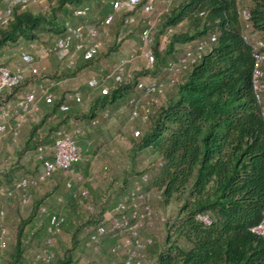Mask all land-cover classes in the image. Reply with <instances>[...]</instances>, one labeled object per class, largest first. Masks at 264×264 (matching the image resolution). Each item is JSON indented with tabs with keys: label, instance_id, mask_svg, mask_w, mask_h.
<instances>
[{
	"label": "trees",
	"instance_id": "obj_1",
	"mask_svg": "<svg viewBox=\"0 0 264 264\" xmlns=\"http://www.w3.org/2000/svg\"><path fill=\"white\" fill-rule=\"evenodd\" d=\"M82 1L56 0L49 15L15 8L12 19L0 28V48L18 40H34L39 30L56 29L55 12ZM172 1L162 12L164 17L154 33L153 65L135 70L127 83L117 82L109 95L98 98L87 110L56 114L53 127L67 124L71 117L90 120L98 116L104 105L131 90L138 78L147 73L163 77L167 63L177 51L191 40L215 31L217 39L167 92L164 103L131 147L132 154L149 147L163 161L160 167L156 162L158 172L147 183L165 202L175 199L179 204L178 220L166 222L162 250L152 264H264V237L250 229L261 220L264 211V118L252 87L254 56L252 47L242 37L241 4L237 0H186L170 7ZM108 4L112 9L109 0ZM242 4L249 9L254 30L264 35V0H242ZM121 16L123 20L125 13ZM186 18L184 30L172 29ZM162 35L166 36L164 46ZM177 43L183 46H176ZM118 47L119 43L108 45L98 56L71 70L29 75L12 90H18L32 76L58 79L72 75L102 53ZM6 98L0 96V105ZM54 104L58 107V101ZM40 122H34L23 146L16 151L38 147ZM8 174L11 176V169ZM41 203L36 200L28 215L19 218L8 264H25L31 238L27 226L41 211ZM197 212L210 213L213 222L207 225L198 221ZM76 244L77 238L72 235L57 264H74ZM31 260L30 257L29 264Z\"/></svg>",
	"mask_w": 264,
	"mask_h": 264
},
{
	"label": "built area",
	"instance_id": "obj_2",
	"mask_svg": "<svg viewBox=\"0 0 264 264\" xmlns=\"http://www.w3.org/2000/svg\"><path fill=\"white\" fill-rule=\"evenodd\" d=\"M237 1L241 4L239 15L242 24V37L253 50L252 87L260 107V113L264 118V35L254 30L249 18V9L242 4V0ZM36 2H42L45 7H50L55 4L56 0H13L0 9V28L12 19L15 8L24 10L31 3ZM159 2V0H109L112 9L92 23L87 20L90 11L89 5L86 3L78 5L72 9V13L78 18V21L73 23L71 20L65 19L62 22L61 32L46 47L45 52L48 55L57 54L59 58L64 57L65 66L73 68L79 59L87 61L102 52L108 39L110 26L114 23L118 13H125L124 22L133 23L136 20V11H140L143 15H149L158 9ZM167 9L168 6L164 7L162 12L167 11ZM154 33L155 31L150 26H146L141 32V44L137 48L131 49L128 58L117 56L114 70L117 75L112 83L101 85L98 79L93 77L87 81V86L91 89L98 87L102 96L109 95L111 90L116 87L117 82L127 83L134 77V71L140 69L135 65L138 55H140L146 68L151 67L154 61ZM216 39L217 33L215 31L209 32L207 36L193 39L187 43L177 57L167 63L163 77L147 73L138 78L126 100L129 107L127 122L133 137L138 138L142 134L143 126L152 118L156 109L164 103L167 92L183 78L186 71L198 61L199 56ZM70 46L72 49L67 55L65 52ZM19 53L21 63L14 69L0 65V95L10 92L27 76L42 72V66L34 65L36 58L32 52L21 49ZM44 92V102L53 105L57 101V96L47 88ZM63 98V101L58 102L54 116L57 113L70 112L69 101H82V96L78 91L65 93ZM39 108L37 90L34 87L14 98L5 99L0 105V134L5 132L9 125L11 126L13 150H19L23 145L21 130L24 120L28 118L30 121H38L41 119L42 114H38ZM109 117V110L104 108L99 111L98 116L88 120V123L97 126ZM138 122H141V125H138ZM81 132L82 126L79 121H75L72 129L58 127L54 131L52 140V155H48L45 147L40 145L37 148V158L41 162V168L31 176L19 178L12 186L3 187L0 190V199L15 195L16 190H22L21 196L25 200L23 190L47 180L57 170H61L65 176V188L71 192V196L79 204L85 206L89 213L96 215L94 223L86 228V245L99 246L106 236H110L115 239L110 250L115 253H123L121 264H144L145 253L141 247V231L146 228V218L151 214L152 209L148 201L149 195L145 193L143 188L149 180V173L142 172L126 196L118 199L110 211L103 212L95 203L88 201L89 191L87 187L83 186L84 176L75 169L77 164L88 159L84 156L83 148L78 143ZM162 165L163 161L158 159L157 166ZM56 199L60 203L64 201L62 195L57 196ZM1 200L0 214L3 215L4 208L1 205ZM45 210L46 206H42L41 211L44 212ZM195 217L207 225L213 222V218L208 212H197ZM65 220V216L62 214L51 215L50 222L46 227L47 233L43 245L31 256L33 263L48 264L56 259L57 237ZM250 229L264 237V211L261 220ZM7 236V227L0 224V247H6ZM148 242H151V239H148Z\"/></svg>",
	"mask_w": 264,
	"mask_h": 264
},
{
	"label": "rangeland",
	"instance_id": "obj_3",
	"mask_svg": "<svg viewBox=\"0 0 264 264\" xmlns=\"http://www.w3.org/2000/svg\"><path fill=\"white\" fill-rule=\"evenodd\" d=\"M159 1L158 9L155 12L149 14L146 18L137 15L133 23L124 22V19L121 20V14L118 13L114 23L110 26L109 35L107 36L108 39H105L106 42L104 47L106 48L108 45H113L114 43H119V47L116 50H111V52L107 54L102 53L96 60L78 69L76 73L66 76L68 79L64 82L68 88L61 91V97L59 98H63L65 93H72L75 91L80 92L82 96V101L77 102L76 105L72 104L73 101H69L71 102V113L85 111L83 110L84 97L88 100L85 105L87 110L93 102L102 96L100 91H96L99 89L98 87L91 89L87 86V80L91 75H101L106 77V81L111 80V74L115 70L117 56H128L131 52V48H137L141 44V32L143 28L150 26L152 30L156 32L159 27L160 19L164 17L162 10L167 6L166 1ZM185 1L186 0H173L170 7H173V5L178 6ZM83 3L88 4L90 7L87 20L92 23L96 22L104 15L103 7L108 5V0H83L82 2L67 4L64 10H57L55 12V21L58 23L57 29L45 28L39 30L38 37L34 40H30V42H34V46L30 47V51L36 58V65L43 67L41 68L42 72H52L61 69L59 66L55 67L53 65V63L55 64V58L46 54L45 49L51 43L52 38L56 35L58 28L61 27L65 19H69L73 23L78 21V18L73 15L72 9ZM37 5L33 8L36 12L40 10L44 12V14L49 15L50 12L53 11L52 6L45 7L42 2L37 3ZM186 26L187 18L173 25L172 29L175 31H182ZM213 29L216 28L214 27ZM165 40L166 38L162 35V46H164ZM15 46L16 44L8 43L7 46L0 48V65H6L12 68L17 61L20 62V53L14 50ZM105 48L102 52L106 50ZM135 65L138 68L145 67L140 55L137 56ZM63 69L71 70L73 68L66 67ZM46 77L43 75L32 76L30 77L31 79L21 84L18 90H11L0 96L11 99L32 87H34L40 95L42 94L41 89H44L45 86L48 85L49 81L46 80ZM40 85L42 87H40ZM87 89L91 91L87 93ZM129 93L130 90L125 91L124 95L118 98V100L114 102L111 101L103 106L109 110L110 117L100 122L99 125H90L87 121L88 118L78 119L82 126V132L78 137V142L85 152L84 156L88 159L84 160L80 166H75V169L83 174L91 194V201L97 206H101L105 212H107L119 198L126 196L128 190L132 187L129 182L132 177L137 180L142 172H148L149 175L152 176H156L157 174L156 165L155 163L152 164V162L156 161V157L152 156L151 148H142L136 154L131 153V147L136 143L138 138L133 137L127 122L129 107L126 100ZM168 93L166 95H168ZM39 105L38 114H43L40 119L41 122L38 120L25 124L22 134L23 142L27 139L34 122L35 124L36 122H40L38 134L41 138L37 141V144L49 147L52 144L54 131L56 129L53 127L54 117L50 118L49 114L53 109L57 111V107L55 106V108L54 106L46 104L44 100H42V103ZM103 107L98 108L100 109ZM48 108L51 109L49 110ZM43 117H46L45 121H43ZM72 123L73 122H68L67 125L62 124L61 126L70 129L74 124ZM9 145L10 149L4 146L2 150L4 152L3 156H1L2 152L0 153V187L12 186V183L19 178L31 176L40 168V162L37 158L38 150L35 145L24 151H15L13 150V145L11 146V143H9ZM10 169L11 176L8 174ZM64 182V174L57 172L47 180L23 190L25 192V200H23L21 196L22 190L17 191V193L15 192V196L2 198V200L0 199L1 205L5 209L4 216L0 214V224L7 227L8 239L10 238L6 248L0 249L1 264H8L10 260L19 218L21 216H27L33 203L38 199L42 200L40 206H46V210L44 212L38 211V215L34 222L27 226V231L30 233L31 238L27 243L25 264H29L28 259L30 261V254L41 249L47 233L46 227L53 214H62L65 216L66 220L57 237L58 242L55 246L56 260L49 264H57V260L61 258L63 250L69 245L72 235H75L77 238V244L74 250V264H121L123 253H115L110 250L112 246V238L110 236L105 237L99 246L94 247L86 245V228L94 223L95 218L83 205L79 204L78 201L71 196V192L65 188ZM92 182L97 184L95 189L90 185ZM150 186L145 184L143 188L145 193H148L149 198H151L149 204L152 209L151 214L146 218V231H148V234H145V237L149 239L152 238L153 241L151 243L148 242V245H150V247L152 246L151 248L143 244L142 247L141 245L142 251L145 252L143 259L144 264H149L150 261L161 252L166 222H175L178 220L179 216V204L175 199H170L165 202L157 196ZM60 195L64 197L62 203L58 202L56 199V197ZM5 243H7V240ZM145 243H147V239H145ZM30 264L43 263H33V260H31Z\"/></svg>",
	"mask_w": 264,
	"mask_h": 264
},
{
	"label": "crops",
	"instance_id": "obj_4",
	"mask_svg": "<svg viewBox=\"0 0 264 264\" xmlns=\"http://www.w3.org/2000/svg\"><path fill=\"white\" fill-rule=\"evenodd\" d=\"M11 1H13V0H2L1 2H0V9H2L3 7H5L7 4H9V2H11ZM14 1H18V0H14ZM162 1H166L167 2V6L169 5V2H170V0H162ZM37 3L38 2H36V3H31L29 6H28V10L29 11H33V12H36L33 8L37 5ZM38 6V5H37ZM110 6H109V4L107 5V6H104L103 7V11H104V15L107 13V12H109L110 11ZM103 15V16H104ZM139 16V15H141L142 17H144V18H146L148 15H143L140 11H136L135 12V16ZM103 16H101V17H103ZM56 28V27H55ZM57 29V28H56ZM59 31V30H58ZM55 37H56V35L52 38V41H51V43L54 41V39H55ZM34 43V42H33ZM32 42H30V41H25V40H18L17 42H15V43H11V44H16V46L14 47V50L15 51H19L20 52V50L21 49H25V50H28V51H30L31 50V48L30 47H33L34 46V44H33ZM176 46H183V43H177L176 44ZM134 48V47H133ZM71 49H72V46H70L67 50H66V54L68 55L69 53H70V51H71ZM132 49V48H131ZM182 51V50H181ZM181 51L179 50V51H177L174 55H173V58H175V57H177L180 53H181ZM31 52V51H30ZM66 55V56H67ZM51 56H53L54 58H55V64L53 63V65L55 66V67H57V66H59V68H61V69H63V68H66V66H65V62H64V60H65V58L64 57H61V58H59V55H57V54H54V55H51ZM20 57V56H19ZM123 57H125V58H128V56H123ZM82 62H84L83 60H81V59H79V62L78 63H82ZM16 63V62H15ZM21 63V60H20V62H18L17 61V63L16 64H20ZM77 63V64H78ZM16 64H14V66L12 67V69H14L17 65ZM34 65H36V61L34 62ZM52 65V66H53ZM116 75H117V72H115V71H113L112 72V74H111V80H107L106 81V77H104V76H95V75H91L89 78H88V80L89 79H91V78H93V77H96L97 79H98V81H99V83L101 84V85H103V84H110V83H112L113 81H114V79H115V77H116ZM67 77H64V78H58V79H46V80H48L49 82H48V85H46L45 86V88L43 89H41V92H42V94H38L37 93V105H39L40 103H42V100H44V90L47 88V89H49L53 94H55L56 96H58L57 97V101L58 102H61V101H63V99L64 98H59V97H61V91L62 90H64V89H66V88H68V86H66V84H65V82L64 81H67ZM87 80V81H88ZM64 83V84H63ZM60 85V86H59ZM40 87H42L41 85H40ZM87 91V93L88 92H90V91H88V89L86 90ZM96 91H99V89L98 90H96ZM58 94V95H57ZM41 101V102H40ZM87 98L86 97H84L83 98V110H86V108H85V105H86V103H87ZM69 104L71 105V102H69ZM72 104H77V102H75V101H73L72 102ZM40 106V105H39ZM51 106H53V105H51ZM49 110L51 109V108H48ZM54 110L52 111V112H50V118H52V117H54ZM59 114V113H58ZM61 114V113H60ZM41 115V114H40ZM42 116H43V114H42ZM49 117V116H48ZM75 121H78V119L76 120V119H74V118H70V120L68 121V122H73V123H75ZM29 122H32V121H30L28 118L27 119H25L24 120V124H23V126H22V130H21V136H22V134H23V128L25 127V124L26 123H29ZM72 123V124H73ZM68 124V123H67ZM66 124V125H67ZM138 124L140 125L141 124V122H138ZM67 129V128H66ZM70 129H72V127H70ZM8 141H9V143H11V146L13 145L12 144V129H11V126L9 125V127H8V129L5 131V132H3V133H1L0 134V153H1V156H3V154H4V152L2 151L3 149H4V146L5 147H7V149H10V145H9V143H8ZM79 143V142H78ZM40 146V144H38V147ZM41 146H44L45 148V150H46V152H47V154L48 155H52V144L48 147V146H46V145H41ZM81 146V145H80ZM37 147V148H38ZM16 151V150H15ZM85 153V152H84ZM152 156H155L156 157V161L155 162H152V164L153 163H155L156 164V162H157V160L159 159V157L157 156V155H155V153H154V151H152ZM81 163H83V161L82 162H80L79 164H77L78 166H80L81 165ZM151 164V163H150ZM76 165V166H77ZM148 166H150V165H148ZM151 167V166H150ZM40 168H41V166H40ZM94 168V167H93ZM156 169H157V172H158V168L156 167ZM95 170V169H94ZM78 171V170H77ZM79 172V171H78ZM149 178L151 179V178H153V176L152 175H149ZM138 181V179L136 180V178H134V177H132L131 179H130V186H133L136 182ZM13 184V183H12ZM146 184H148L149 186L151 185L150 184V182L149 183H146ZM91 187L93 188V189H95L96 188V185L97 184H95L94 182H92L91 184ZM83 186H85V187H87V185H86V181H84V183H83ZM3 187H9V186H3ZM3 187H0V190L3 188ZM144 187H145V184H144ZM151 187V186H150ZM88 188V187H87ZM152 188V187H151ZM17 191H21V190H16V193H17ZM88 191H89V188H88ZM13 196H15V195H13ZM90 197H91V194H90V191H89V194H88V201L90 200L91 201V199H90ZM6 198H8V197H6ZM120 199V198H119ZM149 202L151 201V198H149V200H148ZM153 201V200H152ZM113 206V205H112ZM112 206L108 209L109 211H110V209L112 208ZM85 207V206H84ZM4 211H5V209H4ZM5 214V213H4ZM4 214H3V216H4ZM145 234H148V231H146V228H144L142 231H141V242H142V244L145 246H148L149 248H151L150 247V245H148V239L149 238H146L145 237ZM10 239V238H9ZM8 236L6 237V240H7V243H6V246H7V244L9 243L8 242ZM145 239H147V243H145ZM151 239V241H153V239L152 238H150ZM114 242V241H113ZM113 242L111 241V244H113ZM143 245H142V247H143ZM6 247H4V248H2V249H5ZM145 253V252H144ZM32 255L30 254V256L29 257H31ZM156 258V257H155ZM155 258L154 259H152L151 261H150V263L149 264H152L153 262H154V260H155Z\"/></svg>",
	"mask_w": 264,
	"mask_h": 264
},
{
	"label": "bare ground",
	"instance_id": "obj_5",
	"mask_svg": "<svg viewBox=\"0 0 264 264\" xmlns=\"http://www.w3.org/2000/svg\"><path fill=\"white\" fill-rule=\"evenodd\" d=\"M55 105V104H54ZM54 108V107H53ZM88 121V120H87ZM130 132V131H129ZM141 171V170H140ZM35 205V204H34Z\"/></svg>",
	"mask_w": 264,
	"mask_h": 264
}]
</instances>
